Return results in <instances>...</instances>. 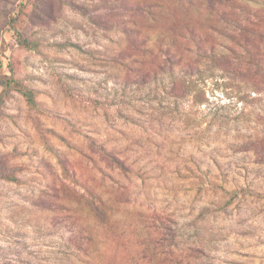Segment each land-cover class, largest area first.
Segmentation results:
<instances>
[{
  "label": "rangeland",
  "instance_id": "rangeland-1",
  "mask_svg": "<svg viewBox=\"0 0 264 264\" xmlns=\"http://www.w3.org/2000/svg\"><path fill=\"white\" fill-rule=\"evenodd\" d=\"M249 6L260 20L227 0H0V80L11 61L40 106L2 99L0 264H264ZM231 16L258 23L248 56Z\"/></svg>",
  "mask_w": 264,
  "mask_h": 264
},
{
  "label": "trees",
  "instance_id": "trees-1",
  "mask_svg": "<svg viewBox=\"0 0 264 264\" xmlns=\"http://www.w3.org/2000/svg\"><path fill=\"white\" fill-rule=\"evenodd\" d=\"M254 1L255 0H227V7H230L231 8L230 10L234 12H238L240 14L242 13L249 14L250 11H252L254 12L253 13L254 18L260 20L261 18L259 17L256 8H252L249 6V4L251 3L254 4ZM151 7L155 8L157 6L151 4ZM227 24L241 31L239 34V36H243V45L241 47L244 49L247 56L250 55L252 53V48L255 47V46L250 45L251 38H259L262 36L257 26L258 23L255 21V22H252L250 26H245L242 24V22L238 18L231 16V17H227ZM229 33L230 32H227V37L231 39V41L233 40L237 43L238 36H235L234 33H232V35ZM17 43L20 46L26 47L31 50H38L40 47L39 40L30 38L29 36H26L24 33L20 31H17ZM188 50L189 49H186L185 51H181L180 53H178V52H174L172 49H166L165 51H163V55L165 59L167 60L168 64L178 65L179 62L176 63L175 60H183L185 54L188 53ZM228 50H229V53L233 55L237 54V51L235 49H228ZM199 55L209 57L207 56L205 52L203 53L202 51ZM144 64L145 63L142 62V66H144ZM3 65H5L6 71H5L4 77L0 80V87L2 88L1 96H0V115L2 112V108H1L2 99L4 97H7L13 90H18L24 96L29 106L36 108V109H40V106L36 100V95H37L36 91L18 82L16 78V72L13 67V63L8 60V62L5 64L3 63ZM142 66L141 68L139 67L138 71L143 70ZM163 67L164 65L161 64L160 68H163ZM146 77H149V73L146 74ZM244 193L253 194L254 192L250 190H244Z\"/></svg>",
  "mask_w": 264,
  "mask_h": 264
}]
</instances>
